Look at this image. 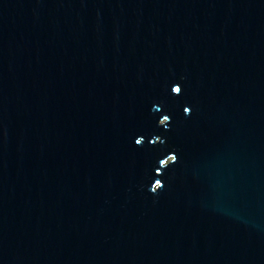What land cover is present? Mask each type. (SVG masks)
Wrapping results in <instances>:
<instances>
[{"label":"water","instance_id":"1","mask_svg":"<svg viewBox=\"0 0 264 264\" xmlns=\"http://www.w3.org/2000/svg\"><path fill=\"white\" fill-rule=\"evenodd\" d=\"M0 264H264V0H0Z\"/></svg>","mask_w":264,"mask_h":264}]
</instances>
